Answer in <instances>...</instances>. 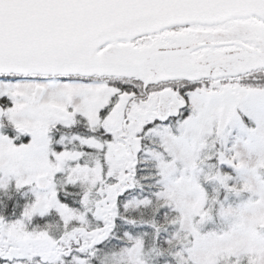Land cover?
<instances>
[{
  "label": "snow or ice",
  "instance_id": "1",
  "mask_svg": "<svg viewBox=\"0 0 264 264\" xmlns=\"http://www.w3.org/2000/svg\"><path fill=\"white\" fill-rule=\"evenodd\" d=\"M0 264H264V0H0Z\"/></svg>",
  "mask_w": 264,
  "mask_h": 264
}]
</instances>
